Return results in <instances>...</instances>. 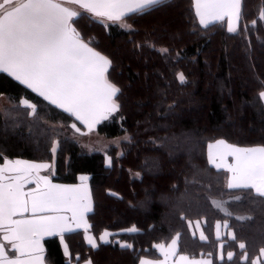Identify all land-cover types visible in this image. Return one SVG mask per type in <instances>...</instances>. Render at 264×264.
Segmentation results:
<instances>
[{
    "label": "trees",
    "instance_id": "trees-1",
    "mask_svg": "<svg viewBox=\"0 0 264 264\" xmlns=\"http://www.w3.org/2000/svg\"><path fill=\"white\" fill-rule=\"evenodd\" d=\"M262 7L264 0H243L234 33L223 22L201 26L192 0H168L134 14L126 18L131 29L119 23L105 27L87 12L74 18L81 38L112 61L106 76L120 89L115 97L119 109L95 129L106 138L127 133L130 139L120 152L117 147L106 153L85 150L72 137L73 124L85 129L74 116L0 73V97L7 101L0 109L3 157L53 162L55 182L76 183L80 174L89 176L93 205L86 219L98 247L86 244L83 232H68L67 260L59 237H46V264L89 259L92 264H137L141 257L159 258L156 246L178 234L179 253L208 256L212 264H248L240 259V243L250 260L259 255L264 199L251 189L226 187V172L208 163L205 149L218 139L264 146ZM161 48L169 52L162 55ZM180 72L184 84L176 78ZM21 99L37 105L36 115L20 105ZM194 221L201 223L207 240L191 233L188 226ZM218 222L226 223L236 239H217ZM133 227L137 231H128ZM104 231L110 232L107 243L99 240ZM230 251L235 253L231 261Z\"/></svg>",
    "mask_w": 264,
    "mask_h": 264
},
{
    "label": "snow or ice",
    "instance_id": "snow-or-ice-1",
    "mask_svg": "<svg viewBox=\"0 0 264 264\" xmlns=\"http://www.w3.org/2000/svg\"><path fill=\"white\" fill-rule=\"evenodd\" d=\"M168 0H2L0 2V73H6L15 81L31 89L50 104L56 105L74 116L90 131L102 119L118 111L119 104L114 97L120 89L106 76L112 61L89 47L77 29L74 18L80 13L66 7L70 3L99 18L101 23H119L131 29L126 18L142 15L151 9L167 3ZM195 16L199 24L207 28L210 24L223 22L227 18V30L236 32L242 19L243 0H192ZM259 19L264 20V7L259 11ZM256 20L251 23L256 24ZM105 27L108 24L105 23ZM165 55L167 48H161ZM179 55V54H177ZM177 80L184 84L183 72L177 73ZM3 93H0L2 96ZM264 100V91L259 92ZM21 106L36 115L37 105L27 99L19 101ZM80 131L75 124L72 125ZM53 145L52 152H56ZM214 149L217 150L214 152ZM222 149V151H220ZM209 163L216 168H226L231 175L227 180L229 189H251L255 196L264 199V146L238 147L218 140L208 145ZM219 155L221 163H216ZM232 156L234 164H227L226 157ZM0 264H45V236H59L63 244L64 234L83 228L85 239L92 248L98 247L96 240L88 235L91 225L86 213L92 211L91 196L86 181L81 176V185L63 186L52 184L47 177L39 176L47 164H36L22 160H9L0 153ZM108 163L111 164V158ZM35 183L36 188L24 191L27 183ZM220 205L217 204V207ZM71 212V217L64 213ZM75 225V229L72 225ZM199 224H197V228ZM221 225L218 223L217 239ZM227 227V224L224 225ZM128 231H137L135 227ZM109 232L105 231L100 240L107 243ZM233 240L234 234H230ZM179 239H173L169 251L164 245L159 248L165 259L175 255ZM201 240H207L203 232ZM121 247L130 248L129 244ZM223 249L224 245H220ZM240 259L248 264H264V247L259 249L255 259L249 258L244 243L239 244ZM64 254L69 255L64 244ZM211 253H209V256ZM235 253L228 252L231 261ZM221 260L224 255L221 253ZM78 259V258H77ZM186 264H212L211 260H190L180 256ZM86 264H92L89 259ZM140 264H151L140 260Z\"/></svg>",
    "mask_w": 264,
    "mask_h": 264
},
{
    "label": "crops",
    "instance_id": "crops-1",
    "mask_svg": "<svg viewBox=\"0 0 264 264\" xmlns=\"http://www.w3.org/2000/svg\"><path fill=\"white\" fill-rule=\"evenodd\" d=\"M0 2H2V0H0ZM65 6L66 7H69V8H71L72 10H74V11H77V12H79V13H82V12H85L83 9H80L78 6H76V5H74V4H70V3H67V4H65ZM88 15H91L90 13H88ZM92 16V15H91ZM94 18V17H93ZM94 19H96V20H99L100 21V19L99 18H94ZM105 23H111V22H105ZM223 23H225L226 24V28H227V18H225V20L223 21ZM87 43V42H86ZM89 47H91L90 45H89ZM94 49V48H93ZM95 50V49H94ZM97 51V50H96ZM102 54V53H101ZM103 55V54H102ZM106 75H107V73H106ZM37 94V93H36ZM1 98V97H0ZM115 98V97H114ZM1 100V99H0ZM54 106H56V105H54ZM63 110V109H62ZM114 113V112H113ZM111 115V114H110ZM75 118V117H74ZM102 120H104V119H102ZM102 120H100V121H102ZM80 122V121H79ZM80 124H82L81 122H80ZM83 126H85L84 124H82ZM96 125V124H95ZM218 140H222V139H218ZM218 140H214V141H211V142H209L208 143V145L209 144H215V142L216 141H218ZM225 141V140H224ZM226 143H228V142H226ZM228 144H230V143H228ZM208 145H207V149H205L206 151H207V158H208V154H209V150H208ZM237 146V145H236ZM238 147H241V146H238ZM251 147H254V146H251ZM217 150H215L214 149V152H216ZM220 151H222V149L220 150ZM7 159H9V158H7ZM9 160H22V161H28V162H30V163H36V164H47V165H49V167L48 168H46V169H41L40 171H39V176H41V177H47L50 181H51V183L52 184H55V185H63V186H79V185H81V180H80V177L81 176H86V177H88V179H89V176L88 175H85V174H80L79 175V177H78V180H77V182L76 183H60V182H55L53 179H52V176H53V164L52 163H49V162H43V161H34V160H28V159H21V158H13V159H9ZM208 161H209V158H208ZM3 163V162H2ZM2 163H0V164H2ZM209 163V162H208ZM216 163H221V160H220V158H219V155H217V157H216ZM226 163L227 164H234L235 163V160H234V158L232 157V156H227L226 157ZM211 164V163H210ZM213 167H215V165L214 164H211ZM216 168V167H215ZM216 169H218V168H216ZM219 169H221V170H223V171H225L226 173H225V175H226V187H227V180H228V177L231 175V173L230 172H228L227 171V169L226 168H219ZM86 185H87V189H88V192H90V188H89V183H88V181H86ZM36 188V184L33 182V183H27V184H25V186H24V191L25 192H28V191H30V190H33V189H35ZM253 192H254V190H252ZM90 194V196H91V193H89ZM91 203H92V198H91ZM93 205V204H92ZM89 213V212H88ZM88 213H86V217H87V214ZM65 215H67V216H69V217H71V212H66V213H64ZM87 221H88V219H87ZM220 225H221V227H220V229H219V231H220V238L221 237H223V236H225V235H227V236H230L231 237V231H229L228 229H226V227H224V225L226 224V223H224V222H218ZM217 223V224H218ZM88 224H89V222H88ZM197 224H199V227L197 228ZM216 224V225H217ZM90 225V224H89ZM216 225H215V236H216V233H217V228H216ZM72 227L75 229V225L73 224L72 225ZM188 227H190V231H191V233L193 234V235H196L199 239H200V233L201 232H203L204 233V231H203V229H202V227H201V223L200 222H198V221H194V222H192V223H190V225L188 226ZM89 230H90V228H89ZM74 231H81V232H83V234H84V239H85V232H84V230H83V228H79V229H75ZM72 232V231H71ZM105 232V231H104ZM103 232V233H104ZM66 233H68V232H66ZM65 233V234H66ZM102 233V234H103ZM101 234V235H102ZM88 235H90V236H92L93 238H94V236L91 234V232L90 231H88ZM100 235V236H101ZM204 235H205V233H204ZM58 236V235H57ZM206 236V235H205ZM46 237H50V236H45L44 238H46ZM59 237V236H58ZM43 238V239H44ZM177 238V236H174L171 240H169V242H167V243H159L158 245H160V244H163L165 247H164V251L165 252H168L169 251V247L171 246V242H172V240L173 239H176ZM216 238H217V236H216ZM95 239V238H94ZM59 240H60V245H61V248H62V251H63V254H64V244H66V242H65V240H63V244L61 243V239H60V237H59ZM96 240V239H95ZM100 240V239H99ZM201 240V239H200ZM85 241H86V244H88V242H87V240L85 239ZM101 241V240H100ZM101 242H103V241H101ZM96 243H97V241H96ZM42 244H43V240H42ZM222 243H220V245H221ZM89 245V244H88ZM44 247V246H43ZM175 248H176V253H175V255H168L167 256V259H165V255H163L162 254V252H161V250L159 249V248H157V250H158V254L160 255L159 256V258H156V259H151V258H148V257H141L140 259H139V261H138V263L137 264H140V260H149L150 262H151V264H186V262H184V261H181L180 259H179V257L180 256H188V255H186V254H183V253H179V251H178V242H177V245L175 246ZM45 249V248H44ZM221 250V249H220ZM219 250V257H220V255H221V253H222V251H220ZM64 256H65V258L67 257L65 254H64ZM227 256V255H226ZM189 257V259L190 260H201V259H204V260H211V258L210 257H208V256H200V257H190V256H188ZM261 260H264V257H261L260 258ZM45 264H46V261H45ZM79 264H86V261H84V262H81V263H79Z\"/></svg>",
    "mask_w": 264,
    "mask_h": 264
},
{
    "label": "rangeland",
    "instance_id": "rangeland-1",
    "mask_svg": "<svg viewBox=\"0 0 264 264\" xmlns=\"http://www.w3.org/2000/svg\"><path fill=\"white\" fill-rule=\"evenodd\" d=\"M0 99H1L0 100V109H2V107H4L7 104V101H6L5 97H1ZM114 100H115V98H114ZM115 102H116V100H115ZM96 125H94V127L92 128L91 131L86 126H85L84 130H80L79 132H77L76 129H74L75 132L72 136L77 141V143L80 146H82V148H84L85 150H87L89 152L100 151V152L106 153V150L110 147H117V149L120 152L122 142L130 139V136H128L127 133H124V134L116 136V137H107L106 138V136L98 133V131L95 129ZM56 142H54L53 144L57 146ZM54 155H55V153H54ZM108 160H109V158L106 157L107 165L109 164ZM49 163L53 164V162H49ZM85 175H87V174H85ZM107 232H109V231H107ZM108 239H109V236L107 237V240ZM68 252H69V250H68ZM69 257H70V253L66 257V259L70 260Z\"/></svg>",
    "mask_w": 264,
    "mask_h": 264
}]
</instances>
